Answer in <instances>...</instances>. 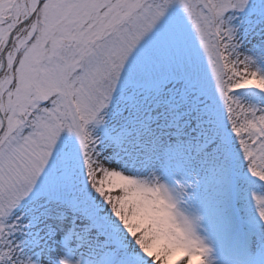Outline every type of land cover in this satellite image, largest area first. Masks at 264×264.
I'll return each instance as SVG.
<instances>
[{"label": "snow or ice", "instance_id": "snow-or-ice-1", "mask_svg": "<svg viewBox=\"0 0 264 264\" xmlns=\"http://www.w3.org/2000/svg\"><path fill=\"white\" fill-rule=\"evenodd\" d=\"M0 264H264V0H0Z\"/></svg>", "mask_w": 264, "mask_h": 264}, {"label": "bare ground", "instance_id": "bare-ground-1", "mask_svg": "<svg viewBox=\"0 0 264 264\" xmlns=\"http://www.w3.org/2000/svg\"><path fill=\"white\" fill-rule=\"evenodd\" d=\"M252 43H257V40H253ZM251 46V45H250Z\"/></svg>", "mask_w": 264, "mask_h": 264}]
</instances>
